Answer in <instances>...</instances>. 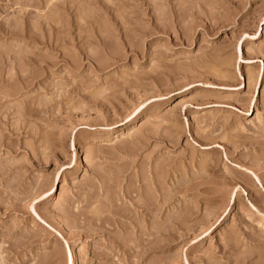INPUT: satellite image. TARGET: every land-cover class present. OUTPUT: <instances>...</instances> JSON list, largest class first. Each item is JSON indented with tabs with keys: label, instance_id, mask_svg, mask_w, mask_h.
I'll return each instance as SVG.
<instances>
[{
	"label": "rangeland",
	"instance_id": "374dc122",
	"mask_svg": "<svg viewBox=\"0 0 264 264\" xmlns=\"http://www.w3.org/2000/svg\"><path fill=\"white\" fill-rule=\"evenodd\" d=\"M69 250L264 264V0H0V264Z\"/></svg>",
	"mask_w": 264,
	"mask_h": 264
},
{
	"label": "bare ground",
	"instance_id": "6f19581e",
	"mask_svg": "<svg viewBox=\"0 0 264 264\" xmlns=\"http://www.w3.org/2000/svg\"><path fill=\"white\" fill-rule=\"evenodd\" d=\"M183 100L184 99L179 100L178 103L183 102ZM65 264H74V258L71 250L67 251V255L65 256Z\"/></svg>",
	"mask_w": 264,
	"mask_h": 264
}]
</instances>
